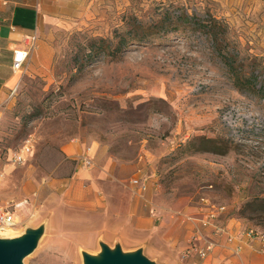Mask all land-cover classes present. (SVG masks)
<instances>
[{
  "label": "rangeland",
  "instance_id": "374dc122",
  "mask_svg": "<svg viewBox=\"0 0 264 264\" xmlns=\"http://www.w3.org/2000/svg\"><path fill=\"white\" fill-rule=\"evenodd\" d=\"M43 11L36 35L52 60L35 65L37 44L0 109V201L19 213L14 237L44 227L24 264H84L117 237L139 238L159 264H200L195 233L217 236L197 218L220 206L264 231V97L239 89L223 58L264 83V0H45ZM214 19L219 41L197 27ZM130 34L147 36L108 52ZM27 144L26 161H7Z\"/></svg>",
  "mask_w": 264,
  "mask_h": 264
},
{
  "label": "crops",
  "instance_id": "0c3cea01",
  "mask_svg": "<svg viewBox=\"0 0 264 264\" xmlns=\"http://www.w3.org/2000/svg\"><path fill=\"white\" fill-rule=\"evenodd\" d=\"M44 4L45 0H0V109L17 86L18 74L13 68L15 51L27 46V36L40 34ZM37 42L39 50L35 65L47 66L52 57L48 54L46 42L40 38ZM74 147L72 142L61 147L66 158L71 157L70 153L75 150ZM116 239L122 245L134 244V248L141 247L143 243L139 238L136 241H128L122 237ZM116 239L107 237L109 243ZM218 242L220 246L215 249V254L200 261V264H264V253L260 252L258 242L246 243L242 251L236 254L227 244L225 236H220Z\"/></svg>",
  "mask_w": 264,
  "mask_h": 264
},
{
  "label": "built area",
  "instance_id": "2783aa9c",
  "mask_svg": "<svg viewBox=\"0 0 264 264\" xmlns=\"http://www.w3.org/2000/svg\"><path fill=\"white\" fill-rule=\"evenodd\" d=\"M27 46L16 49L14 54L15 70L22 68V66L29 59L32 50L37 45L38 37L36 34H31L26 37ZM30 145H24L19 150L13 151L12 149L6 152L7 161L13 162V164H20L26 161L28 155L32 153ZM4 151L0 150V160L3 157ZM147 178L135 177L132 178V183L139 188L140 191L148 188ZM224 206H220L218 210H207L204 216L197 218L203 227L209 228L212 235H216L215 238H210L203 230H198L195 233V237L191 240L190 250L194 251L203 260L212 257L217 248L218 238L222 235H227V242L233 245L234 253H239L243 245L238 241V238H245V241L251 242V240H258L260 251L264 252V231L255 228L254 226L247 224L242 225L238 220L232 216H223ZM19 222L17 220V212L14 209V205L9 202L3 203L0 201V234L7 236L8 233L15 231ZM224 235V236H225Z\"/></svg>",
  "mask_w": 264,
  "mask_h": 264
},
{
  "label": "water",
  "instance_id": "95a60500",
  "mask_svg": "<svg viewBox=\"0 0 264 264\" xmlns=\"http://www.w3.org/2000/svg\"><path fill=\"white\" fill-rule=\"evenodd\" d=\"M44 227L27 228L21 236L0 237V264H24V259L39 243ZM84 264H159L141 247L126 251L120 242L111 247L101 242L98 254L83 252Z\"/></svg>",
  "mask_w": 264,
  "mask_h": 264
},
{
  "label": "trees",
  "instance_id": "16d2710c",
  "mask_svg": "<svg viewBox=\"0 0 264 264\" xmlns=\"http://www.w3.org/2000/svg\"><path fill=\"white\" fill-rule=\"evenodd\" d=\"M210 23H202L204 25H199L197 26L198 28L199 27H203L207 30V32L211 35V37H213V39L215 41H219V37L217 35V32H216V27L217 25L219 24V22L214 19V21H209ZM134 34H130L129 37L128 36H124L123 37V41L121 43H115L114 40L111 41L110 45H109V48H110V51H108L110 54L112 55H116L119 50L121 51L123 49V47L127 46L126 43L133 40V41H137V42H141V41H145V37L147 35L143 34V35H140L138 36V38L132 36ZM128 38V39H127ZM223 58L227 64V67H229V72L232 73V76H233V80L236 84V86L241 89V90H248L250 91L251 93L259 96V97H264V83L261 84V86H257L256 82H252V78L251 77H254L255 75H252V76H244L242 74H238L237 73V69L236 67L233 66V63H231V61L228 59V56L227 55H223Z\"/></svg>",
  "mask_w": 264,
  "mask_h": 264
},
{
  "label": "bare ground",
  "instance_id": "6f19581e",
  "mask_svg": "<svg viewBox=\"0 0 264 264\" xmlns=\"http://www.w3.org/2000/svg\"><path fill=\"white\" fill-rule=\"evenodd\" d=\"M22 205H23V201L18 202V203H17V208H18L17 210L21 211V209H22ZM18 217H19V213H17V220H18V222L20 223V220L18 219ZM7 236H10V237L15 236V231H12L11 233H8ZM7 236L4 235V234H0V237H7Z\"/></svg>",
  "mask_w": 264,
  "mask_h": 264
}]
</instances>
